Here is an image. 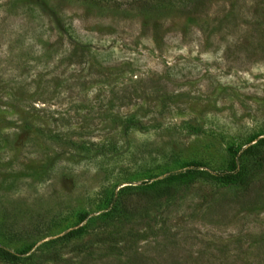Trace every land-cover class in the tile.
Masks as SVG:
<instances>
[{"label":"rangeland","instance_id":"rangeland-1","mask_svg":"<svg viewBox=\"0 0 264 264\" xmlns=\"http://www.w3.org/2000/svg\"><path fill=\"white\" fill-rule=\"evenodd\" d=\"M260 138L264 0H0V264H264Z\"/></svg>","mask_w":264,"mask_h":264},{"label":"trees","instance_id":"trees-1","mask_svg":"<svg viewBox=\"0 0 264 264\" xmlns=\"http://www.w3.org/2000/svg\"><path fill=\"white\" fill-rule=\"evenodd\" d=\"M90 1L104 2L105 3V2H108L110 0H90ZM263 149H264V138H260L258 140L257 144H255L253 146L249 145L243 150V154L245 156L253 158L252 159L253 162L249 163L252 165L253 168H256V167L260 168V167L264 166V150ZM249 164L248 163L247 164H241L238 161L234 160L232 162V166H233L232 171L226 172L220 176L222 179H225L226 181L235 182V183L239 184L240 186H242L244 188V191L246 190V193L243 194L242 197L236 203L239 206V208H241V209L254 208V207H258V206L264 207V183L251 184L250 181H248V179L252 176L251 173H249V174L246 173L247 166ZM191 173H192V171H190V170L173 172V173L168 174L165 178L157 180L158 182H155V183L165 184L168 181L176 180L177 178L178 179L179 178H185V177L189 176ZM154 184H151V185H154ZM151 185H149V186H151ZM126 187H128V186H122L120 188L122 190H121L119 196H117V195L112 196V200H111V202H109V208L106 210V213L108 215L111 214L112 217H114V218L126 220V219H129L130 217H136V216L140 215L142 209H146V208L155 206V204H156L155 198L156 197H154V195H152L151 193L142 192V194L140 196L137 195L139 197L132 196V197H136V198L126 197L127 195L123 198V196H120V195H123L122 194V193H124L123 191L125 189H128ZM168 190H169V188L166 191H168ZM222 207H224V205H222ZM82 220H83V218H81V221ZM81 232H82V226L70 230L67 234H64L63 237L75 236V235L80 234ZM123 238H125V240ZM123 238L121 239V241L124 240V244L122 246L117 247V248L121 249V251L127 250L129 248V246H131V240L126 238V237H123ZM119 240H120L119 237H117V238L112 237L110 242L115 244V246H116V244L118 243ZM100 242H104V240L101 239ZM108 248L111 249V246ZM0 254L3 255L4 258H7V259L18 258V256L16 254L2 250L1 248H0ZM47 258L49 260H56L54 253L47 255ZM131 259H132L131 260L132 264L137 263L135 261L136 256H132Z\"/></svg>","mask_w":264,"mask_h":264}]
</instances>
